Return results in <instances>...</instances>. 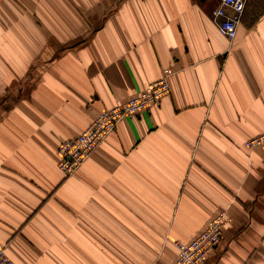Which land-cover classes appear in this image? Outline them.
<instances>
[{
	"label": "crops",
	"instance_id": "1",
	"mask_svg": "<svg viewBox=\"0 0 264 264\" xmlns=\"http://www.w3.org/2000/svg\"><path fill=\"white\" fill-rule=\"evenodd\" d=\"M217 0H0V244L15 264H172L225 214L203 264H264V0L233 41ZM70 177L59 145L158 80Z\"/></svg>",
	"mask_w": 264,
	"mask_h": 264
},
{
	"label": "built area",
	"instance_id": "2",
	"mask_svg": "<svg viewBox=\"0 0 264 264\" xmlns=\"http://www.w3.org/2000/svg\"><path fill=\"white\" fill-rule=\"evenodd\" d=\"M217 2V7L211 12L212 21L219 34L231 42L236 37L245 0H217ZM173 73L171 69H164L162 76L149 84L146 90L124 103L100 112L81 134L62 142L57 150L58 170L61 175L63 177L74 175L98 145L115 131L121 121L137 117L148 112L150 107L159 105L170 91L169 78ZM244 147L248 150L258 148L264 152V133L247 140ZM226 223L225 214H220L209 220L203 230L190 242H175L176 257L172 264H203L219 244ZM0 264H15L8 257L4 244H0Z\"/></svg>",
	"mask_w": 264,
	"mask_h": 264
},
{
	"label": "rangeland",
	"instance_id": "3",
	"mask_svg": "<svg viewBox=\"0 0 264 264\" xmlns=\"http://www.w3.org/2000/svg\"><path fill=\"white\" fill-rule=\"evenodd\" d=\"M213 1H215V0H212V2H213ZM215 8H216V7H214V9H215ZM214 9H213V10H214ZM213 10H212V11H213Z\"/></svg>",
	"mask_w": 264,
	"mask_h": 264
}]
</instances>
